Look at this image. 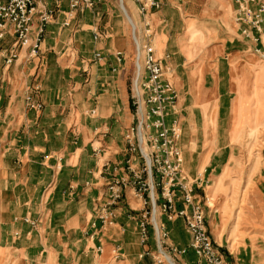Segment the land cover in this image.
Returning <instances> with one entry per match:
<instances>
[{
	"label": "crops",
	"instance_id": "obj_1",
	"mask_svg": "<svg viewBox=\"0 0 264 264\" xmlns=\"http://www.w3.org/2000/svg\"><path fill=\"white\" fill-rule=\"evenodd\" d=\"M64 1L47 0L54 13L37 56L28 59L27 50L19 49V58L6 66L4 51L13 37L0 40L4 77L20 80V88L8 94L9 119L0 109V253L16 252L29 264L41 259L44 264H55L53 259L57 264H155L145 252L157 253V227L168 232L164 251L176 264H206L190 247L184 219H170L159 205L142 242L140 223L151 205H144L132 187L113 206L112 222L103 224L96 209L106 201L114 175H131L128 160L135 168L142 165L126 131L137 120L128 104L129 69L136 67L134 85L146 76L140 49L145 41L155 46L165 77L178 92L183 173L206 204L216 195L235 156L229 138L235 124L221 125L223 101L227 98L230 111L248 119L257 102L256 78L264 77L254 53L257 42L245 38L235 20V1L161 0V8L144 20L132 0L130 11L139 20L133 37L126 26L113 29L105 22L99 3L71 11ZM57 69L70 72L57 77ZM56 80L70 82L68 88ZM176 207H184L179 198ZM169 246L187 251L174 255Z\"/></svg>",
	"mask_w": 264,
	"mask_h": 264
},
{
	"label": "built area",
	"instance_id": "obj_2",
	"mask_svg": "<svg viewBox=\"0 0 264 264\" xmlns=\"http://www.w3.org/2000/svg\"><path fill=\"white\" fill-rule=\"evenodd\" d=\"M103 0H69L71 11L95 7ZM139 12L144 16L162 6L161 0H134ZM182 1V0H180ZM236 21L241 25L240 31L245 38L254 41L264 39V0H236ZM257 4V9L252 8ZM53 10L47 0H0V39L8 36L13 41L4 51L5 65L10 66L19 58V49L27 50V58L37 56L41 50L46 24L53 18ZM69 23H66V25ZM147 36L151 35L150 23L146 21ZM256 30V34L253 30ZM98 37V34H95ZM144 53L146 76L143 80L137 78L136 98L137 124L126 134L130 150L138 151L143 158L140 168H135L132 161H127V169L131 174L128 178L114 175L107 183L108 198L99 205L97 216L103 224L112 222L113 206L122 199L124 190L132 187L138 196L143 198L144 205H151V211L146 212L140 223L142 242L148 240V225L156 207L162 209L170 219L182 217L191 236L190 247L199 259L206 264H228L221 247L212 238L206 222L205 202L199 198L194 189V182L183 173V153L179 141L183 130L179 118L178 92L173 82L165 77V67L160 57L156 55L155 46L150 41L140 44ZM30 99V98H29ZM32 107L40 108V104L31 103ZM145 107V109H144ZM175 115L170 123L167 118ZM138 130V141L135 130ZM148 145L145 149L143 143ZM159 177L152 182L153 176ZM158 194L154 195V189ZM184 207H176L177 199ZM157 236V253L150 250L155 264H176L164 249L168 246V232L159 229ZM186 248L169 246L172 254L185 253Z\"/></svg>",
	"mask_w": 264,
	"mask_h": 264
},
{
	"label": "rangeland",
	"instance_id": "obj_3",
	"mask_svg": "<svg viewBox=\"0 0 264 264\" xmlns=\"http://www.w3.org/2000/svg\"><path fill=\"white\" fill-rule=\"evenodd\" d=\"M234 1L236 3V0ZM131 2L132 0H124L123 2L127 6L130 13L129 4H131ZM64 3L67 4V0H65ZM251 7L257 9V4H253ZM96 9L100 10L103 17L102 19L106 20L105 22H107V20L111 21L113 29H118L119 24H122L127 27L133 37L132 33L135 30V26L127 21L124 12L121 9L119 0H103V3H99ZM134 20L138 25L136 29H138L139 20ZM253 33H257L255 29L253 30ZM12 41L13 40H11L10 43H12ZM255 42H257L254 46L256 62L259 63L258 67L263 68L264 43L261 40ZM66 70L67 73L65 72ZM66 70L61 71L60 69H57V73L55 74L57 77L60 73L68 74L70 69ZM135 71L136 67L133 65L131 69H129L128 75V104L131 112H135L136 114L137 103L134 95L136 93L137 86L136 82L135 85L133 84ZM3 72V60H0V109L4 110L2 114L1 112L0 114L2 115V118L9 119L6 117L5 111V108L10 103L11 99L8 94L14 90L17 91L20 88V80H17L16 77H12L11 79L8 76L4 77ZM54 83L58 85L61 83V88H68V83L70 82H59L56 80ZM74 83L76 82H72L73 89L75 87ZM69 88L71 87L69 86ZM254 98L257 102L253 107V112L249 114L248 119L245 118L246 114L244 115L241 111H230L229 100L227 98L224 99L223 110L220 114L221 125L224 128H228L231 124V120H233V124H235V128L229 137L233 143L232 150L235 151V156L233 157L231 164L227 167V172L223 177L225 180L223 182L224 185L221 184L218 187L216 195L214 197L210 196L207 204V198H205V200L202 199V201L206 204L205 212H208V219L210 221L209 227L211 229V231L209 230L210 234L213 239L215 238L220 244H223L225 251H222L228 260V264H264L263 76H258V78H256ZM65 114L66 113L64 112L63 116H65ZM137 120H135V123ZM135 123L126 131V134L131 128L136 127L137 123ZM1 132L2 131H0V137ZM135 136L138 141L139 136L137 129L135 130ZM144 146L146 150L149 149L146 142L144 143ZM139 156L141 157L140 153ZM140 159H142V164L143 158L141 157ZM158 179L159 177H157V181ZM106 196L108 198V189ZM198 197L201 198L199 195ZM229 249L233 250V255L229 253ZM4 252L0 253V264H29L27 260L23 261V258L16 252ZM42 261H44V259H41V262H36L35 264H44ZM53 261H55V264L58 263L56 259H53ZM179 263H181V260H179Z\"/></svg>",
	"mask_w": 264,
	"mask_h": 264
},
{
	"label": "bare ground",
	"instance_id": "obj_4",
	"mask_svg": "<svg viewBox=\"0 0 264 264\" xmlns=\"http://www.w3.org/2000/svg\"><path fill=\"white\" fill-rule=\"evenodd\" d=\"M119 2H120V5H121V9L123 10V12H124V14L126 16L127 21L130 24H133L135 26V30L134 31H136V28H137L138 25L136 24L132 14L129 12L127 6L123 3L124 0H119Z\"/></svg>",
	"mask_w": 264,
	"mask_h": 264
}]
</instances>
